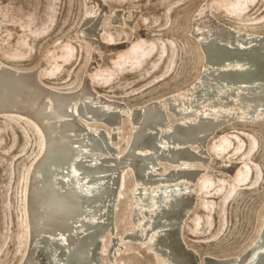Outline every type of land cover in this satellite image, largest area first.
<instances>
[{
  "label": "rangeland",
  "instance_id": "1",
  "mask_svg": "<svg viewBox=\"0 0 264 264\" xmlns=\"http://www.w3.org/2000/svg\"><path fill=\"white\" fill-rule=\"evenodd\" d=\"M205 3L216 21L264 33V0H0V60L38 69L41 80L58 89H76L88 78L98 93L128 108L169 95L186 107L206 68L197 42L211 25L201 31L195 22ZM86 16L97 20L93 34L81 28ZM228 94L233 100L236 92ZM162 105L168 124L175 123L174 111ZM237 112L206 140L207 159L193 163L202 173L190 186L194 201L181 230L186 245L197 252L198 264L206 255L241 253L263 221L264 117L255 114L253 121H246ZM129 120L122 111L115 143L119 152L130 138ZM41 144L31 123L0 117V264H19L25 253L27 178ZM134 190L127 171L115 207L118 236L135 225ZM119 242L114 264H157L162 259L150 241L148 246ZM108 243L107 235L105 261Z\"/></svg>",
  "mask_w": 264,
  "mask_h": 264
},
{
  "label": "bare ground",
  "instance_id": "2",
  "mask_svg": "<svg viewBox=\"0 0 264 264\" xmlns=\"http://www.w3.org/2000/svg\"><path fill=\"white\" fill-rule=\"evenodd\" d=\"M206 3L195 16L201 31L211 25L197 42L206 68L186 107L169 95L128 108L98 93L88 78L76 89H58L43 82L38 69L0 60V117L31 123L42 140L27 178V246L19 264H114L119 240L138 246L150 241L162 256L157 264H198L181 230L194 201L190 186L202 173L193 163L207 159L206 140L237 111L246 121L255 114L264 117V33L216 21ZM96 24L95 17L86 16L81 28L93 34ZM229 91L236 92L233 100ZM162 104L174 111L175 123L168 124ZM122 111L132 130L119 152L115 143ZM127 171L135 181V225L118 236L115 207ZM206 256L203 264H264V216L241 253Z\"/></svg>",
  "mask_w": 264,
  "mask_h": 264
}]
</instances>
